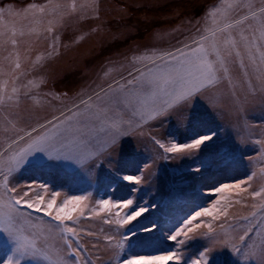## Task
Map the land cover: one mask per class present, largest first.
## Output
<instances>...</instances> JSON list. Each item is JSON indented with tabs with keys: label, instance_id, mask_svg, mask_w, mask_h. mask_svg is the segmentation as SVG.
<instances>
[{
	"label": "rangeland",
	"instance_id": "374dc122",
	"mask_svg": "<svg viewBox=\"0 0 264 264\" xmlns=\"http://www.w3.org/2000/svg\"><path fill=\"white\" fill-rule=\"evenodd\" d=\"M186 58L214 82L177 111ZM170 252L264 264V0H0V264Z\"/></svg>",
	"mask_w": 264,
	"mask_h": 264
},
{
	"label": "snow or ice",
	"instance_id": "6c2138e0",
	"mask_svg": "<svg viewBox=\"0 0 264 264\" xmlns=\"http://www.w3.org/2000/svg\"><path fill=\"white\" fill-rule=\"evenodd\" d=\"M199 51V50H197ZM169 55H172L169 53ZM185 55L182 53V56ZM172 59L174 61H177L178 58L173 56ZM177 73V81L180 83V91L177 94L175 98V105H177V111H180L182 109L187 108V104L191 102L193 96H195L197 93H200L204 90L207 84L213 83L214 80L211 78V73L209 66L206 63L203 62H192L189 61L187 58L179 63V67L174 69ZM171 107V106H170ZM161 113H157V115H160ZM214 135V134H212ZM212 135H202L195 139H193L189 143L184 144H173L171 147H168L165 149L168 153H177V152H184L185 150H189L187 155L194 154L197 150L201 148L205 142L212 140ZM158 143V142H157ZM163 147V145H161ZM224 154H221V159H224ZM124 179L130 181L139 183L140 178L137 176H126ZM225 187H228L227 185ZM14 191V189H13ZM216 191H220V189H217ZM27 195V194H25ZM256 195H259V193H256ZM73 199H80L79 197H75ZM38 200L43 203L44 197L40 196L38 197ZM17 203H25L28 207H36V205L32 202H29L28 200L21 199L20 201H17ZM56 201L53 199L47 204L46 208H42L40 210L47 212L49 216H52L53 213L51 209H53ZM67 201H65L64 206H62L59 209L58 214L55 216V219L57 221H63L65 219V215H62V213L65 212V209L67 207ZM105 205L108 204V201H103ZM134 201L132 199H127L123 202V207L128 208L132 206ZM215 207V205L213 206ZM147 209L144 207H141L139 210H136L134 212H131L127 215L126 219L124 220L125 224H130V222L136 220L137 217H140L144 212H146ZM205 214L211 215L212 209L204 208L202 211H197L195 213V216L192 217V220H195L196 217L203 216ZM68 219H71V216L67 217ZM155 225H152V228H155ZM146 231H151L152 229H145ZM4 231H8V229L5 227ZM71 231V229H69ZM182 231V230H181ZM191 231V229H189ZM11 234V233H9ZM181 234L180 231H178L175 235L169 236V239L176 241L178 236ZM186 234V233H185ZM24 249L23 244H18V251H21ZM172 259H179V257L175 253H168L164 256H135L131 259H128L126 261V264H165V262L172 260ZM11 264V262H9ZM194 264H199V262H194Z\"/></svg>",
	"mask_w": 264,
	"mask_h": 264
}]
</instances>
